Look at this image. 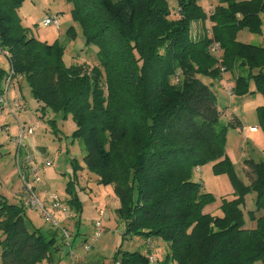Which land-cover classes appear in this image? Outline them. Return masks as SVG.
Wrapping results in <instances>:
<instances>
[{"label": "trees", "instance_id": "obj_1", "mask_svg": "<svg viewBox=\"0 0 264 264\" xmlns=\"http://www.w3.org/2000/svg\"><path fill=\"white\" fill-rule=\"evenodd\" d=\"M68 1L85 45L97 47V64L67 65L58 41L30 35L19 15L24 0H0V45L9 67L27 79L41 113L71 114L86 168L119 200L124 237L163 240L166 260L174 264H264V160L244 157L248 184L237 177L225 142L228 127L241 121L232 115L220 124L223 112L203 80L219 78L222 68L237 69L233 90L250 93L253 79L264 97V47L237 39L241 29L260 31L264 0H218L211 12L197 0H177L173 9L167 0ZM197 21L207 24L201 38L191 32ZM213 42L221 55L210 52ZM7 73L1 70L0 83ZM257 116L264 128V103ZM206 163L227 173L234 187L222 215L204 211L214 197L193 179ZM69 187L67 202L79 213L80 197ZM249 191L261 211L251 228L241 209ZM0 232L2 264L54 258L56 228H30L23 205L1 193ZM120 253V264L149 262L141 249Z\"/></svg>", "mask_w": 264, "mask_h": 264}, {"label": "rangeland", "instance_id": "obj_2", "mask_svg": "<svg viewBox=\"0 0 264 264\" xmlns=\"http://www.w3.org/2000/svg\"><path fill=\"white\" fill-rule=\"evenodd\" d=\"M28 1L35 4L37 11L28 17L24 15H20V17L22 24L28 29L30 35L40 41L50 44L58 41L64 47V62L67 65L79 63L82 61V58L87 59L90 65L97 64V47L94 45H85L81 26L72 17L73 4L71 2L68 0ZM197 1L204 10H208L209 4L213 6L218 4V0ZM167 2L171 9L177 6V0H167ZM47 13L58 14L60 20L58 28L52 26L45 27L41 24L42 18ZM174 17H176V15H174ZM196 27L197 24H193L192 28L196 29ZM70 28H72V32L69 33ZM193 29L192 33L194 35ZM237 39L242 42L264 47V11L261 13L260 31L254 32L249 29H241L237 33ZM83 63L86 64V62ZM1 70L6 72L9 70V61L2 53L0 54V72ZM237 72V69H225L222 71V77L219 79L215 80L213 78L203 77V80L213 89L217 100V106L219 110L223 112L220 117V124L226 125L232 117V112L240 117L243 122V128L241 129L228 127L225 150L234 166L237 177L248 184V178L245 176V172L240 164V159L242 156H245L252 157L255 161L264 160V128L260 125L257 116V107L264 103V97L257 92L253 79H250L249 82L250 93L241 95L233 91V96H229L226 93V89L227 87L234 89V79L237 76ZM20 83L22 86L21 92L24 96L23 99L22 95H20V99L30 112V116H26V119L34 120L36 124L35 135L37 134L38 137L42 139L40 143L46 146L47 149V157L40 158V160H43V163L46 164L45 159H50L48 161L50 163L48 168L49 171L52 172V175H45V173L41 171L40 175H42L43 183L50 186L54 194L60 196L61 199L67 196L68 193L66 188L68 185L72 190L80 189L79 184H81V180L84 178L90 182L89 186L93 188V190L97 187L101 189L102 184L99 185L97 182L99 176L86 168L84 160L86 149L83 141L73 136L76 125L71 114H67L64 117L62 113L55 112L50 108L46 109L45 113H41L40 109H38L39 104L32 95L27 79L22 77ZM1 84L3 83L1 82ZM252 127L256 128V130L252 129ZM13 130L15 131V127H13ZM249 131H256L257 133L251 134ZM1 141L3 143L1 142L0 148H3V150L0 151V191H7L3 181L7 182V176L13 174V172L16 173L14 160L15 151L11 149L7 141L3 139H1ZM38 168L41 169V166L39 165ZM44 172H47V170H44ZM18 177L17 173L14 174L15 179H18ZM193 179L200 181L202 190L210 192L214 197V200L205 206L204 211L213 215H222L221 204L223 199L230 200L234 196V187L230 176L227 173H215L212 164L206 163L194 169ZM82 197L86 208L84 214L80 215L81 224L79 233L83 234V236L91 237L92 234L89 229L95 207L98 204L103 205L104 203L101 202V196H98L99 199L95 200L92 196L93 201H90L83 193ZM256 199V193L249 191L245 194L244 201L241 203L245 227L247 228L254 227L256 225V216L261 214V211L257 210ZM47 213L46 215L54 217L52 210L48 209ZM253 216H255V218ZM42 217H44V215H42ZM56 218L58 219V215H56ZM39 223L42 224L43 228H47L49 225L51 226L50 223H52V221L41 220ZM145 240V238L139 236L138 240L135 239L132 240V242L133 244H135L136 241L140 242L143 246ZM125 246L126 244L124 247ZM140 248L141 246L136 247L135 250Z\"/></svg>", "mask_w": 264, "mask_h": 264}, {"label": "crops", "instance_id": "obj_3", "mask_svg": "<svg viewBox=\"0 0 264 264\" xmlns=\"http://www.w3.org/2000/svg\"><path fill=\"white\" fill-rule=\"evenodd\" d=\"M213 7L214 6L212 4H209L208 10L210 11V8ZM36 11L37 10L35 4L28 0H25L19 9V15L28 17ZM193 24H197L196 29L192 28ZM206 27L207 24L201 21L193 22L191 25V32L193 29L194 35H196L195 37L201 38L205 34L204 30ZM81 60L82 61L78 64H83V62L88 63L87 59L82 58ZM220 77H222V72ZM6 79L7 75L1 81L3 84L0 83L2 92L6 91L7 99L12 106L16 99L20 101L21 106L18 108H14V113H12L8 108H5L2 112H0V144L2 142L1 139H3L7 141L11 149L15 151L14 160L16 173L19 177L18 179H15L14 174L16 173L14 172L13 174L7 176L8 181H3L4 185L6 186L5 189H7V191H0V193L4 195L9 202L23 205L26 211V222L30 228L40 227L44 230L49 228H56L57 232L55 241L57 248H54L53 251L54 258L47 264H120V251L132 252L131 250L134 251L136 247L140 246V249L143 252L147 253L149 255V258L152 257V259H149V262L147 264H174L173 262L166 260L167 253L169 251L166 243L163 240L158 238H148L145 240L142 246L140 242L136 241L135 244H133L132 242V240H138L139 236H133L131 238L124 237L123 234L125 231V226L118 212L120 203L117 196L114 194L113 187L111 185L103 186L102 184L101 189H98L97 187L95 190H93V188L89 186V181H87L85 178L81 180V184H79L80 189H75V192H77L80 197L82 209L81 212L75 213L72 210L70 204L67 202V199L69 197L68 194L65 198L61 199L60 196L54 194L50 186L43 183L42 175H40L41 171H43L45 175H52V172H50L48 168V166H50V163L48 162L50 159H45L46 164L43 163V160H40V158L42 159L43 157H47L46 146H43L40 143V140L42 139H40L37 134L35 135V131L32 134L26 131L27 127L31 123V120L26 119V116H30V112L25 106L24 102H22V100L20 99V95H22V98L24 99V96L21 92L22 86L20 83L22 76L18 79H14L10 84H7ZM231 114L235 115L234 112H232ZM238 119L241 121V127L237 128L241 129L243 128V122L240 117H238ZM20 125L24 126V130L22 133ZM13 127H15V131L13 130ZM249 132L251 134L257 133L256 131ZM21 136L22 144L19 146L16 140ZM1 150H3V148H0V151ZM26 156L32 157V160L27 164ZM244 157L245 156H242V158L240 159L242 168ZM18 161H20V163L22 164V172H20L17 168ZM39 165L41 166V169L38 168ZM34 168L37 169L39 180H36L33 171ZM44 170H47V172H44ZM25 182L31 184L32 191L35 193L39 201L44 205L45 210H52V212L54 213V217L60 227H54L53 223H50L51 226L49 225V227L43 228L42 224L39 223L41 220L46 221V219L42 217L43 212L40 209H34L29 204H27L26 199L28 192L26 191ZM98 183L99 185H101L100 182ZM82 193L86 195L87 198L90 199V201H93L92 196L94 197V200L99 199L98 196H101V202L104 203L103 205H96L94 215L91 218L89 229V231H91V234L93 235L92 232L94 231V222L99 218L98 211L100 209H104L102 223L106 231L99 237L100 239L98 238L95 240L92 238V236H83V234L79 233V227L81 224L80 215L84 214V210L86 208V206L84 205ZM50 194L56 196V198L61 201L63 205L62 208L57 209L53 207L52 201L49 199ZM56 215H58V219L56 218ZM61 228H65L69 231L71 235L70 244H67L66 240L62 237ZM1 235L2 232H0V236ZM127 241H129L130 243ZM125 244L126 246L124 247ZM87 245H90L89 250L86 249Z\"/></svg>", "mask_w": 264, "mask_h": 264}, {"label": "built area", "instance_id": "obj_4", "mask_svg": "<svg viewBox=\"0 0 264 264\" xmlns=\"http://www.w3.org/2000/svg\"><path fill=\"white\" fill-rule=\"evenodd\" d=\"M212 11V9L210 8V12ZM41 24L43 26H52V27H55V28H58L59 27V24H60V20H59V16L58 14L56 13H47L43 18H42V21H41ZM210 52L216 56H219L221 55L222 53V48L220 46L219 43L217 42H213L211 43L210 45ZM4 54L5 57L9 60V54L6 53L1 45H0V54ZM222 71L224 70V68L221 69ZM21 76L16 74L14 72V70L12 69V67H9V70H8V73H7V79H6V82L7 84H10L14 79H18L20 78ZM178 79V78H176ZM233 88L231 87H227L226 89V93L229 95V96H233ZM21 104H20V101L18 99H16L13 103V106L9 103L8 99H7V96H6V91H3L1 94H0V112H2L5 108H8L12 113H14V108H18L20 107ZM30 125L27 127L26 131L29 132L30 134H32L34 131H35V128H36V124L34 123L33 120L30 121ZM21 126V133L23 132L24 130V126L23 125H20ZM252 129L256 130V128L252 127ZM16 142L19 144V146L22 144V136L19 137ZM32 160V157L31 156H26V164ZM21 163L20 161L17 162V168L20 172H22V169H21ZM34 171V174H35V177H36V180H39V177L37 175V169L34 168L33 169ZM25 187H26V191L28 192V195H27V199H26V202L27 204H29L32 208L34 209H40L42 212H43V215L45 217L46 220H50L52 221L53 225L54 226H57V227H60L58 222L54 219L55 217H51V216H48L46 214L47 213V210H45L44 208V205L39 201V199L37 198V196L35 195V193L32 191V186L30 183H27L25 182ZM49 199L52 201V204H53V207L54 208H57V209H60L62 208V203L61 201H59L56 196L50 194L49 195ZM98 214H99V218L94 222V231H93V235H92V238L93 239H98L105 231V227L103 226V223H102V217L104 215V209H100L98 211ZM61 234L63 235L64 239L66 240L67 244H70V233L67 229L65 228H61ZM86 249L89 250L90 249V245H87L86 246ZM149 259H152V257H150ZM119 264V263H118Z\"/></svg>", "mask_w": 264, "mask_h": 264}]
</instances>
